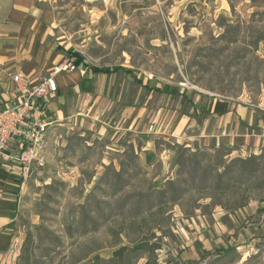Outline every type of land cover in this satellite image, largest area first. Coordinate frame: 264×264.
Instances as JSON below:
<instances>
[{"label": "rangeland", "instance_id": "374dc122", "mask_svg": "<svg viewBox=\"0 0 264 264\" xmlns=\"http://www.w3.org/2000/svg\"><path fill=\"white\" fill-rule=\"evenodd\" d=\"M36 5L50 13L57 52L73 50L92 68L133 69L162 93L106 78L94 109L108 122L67 123L52 137L47 166L26 180L14 264H263L264 237L251 243L248 233L264 222V147L233 153L202 138L214 118L185 92L264 110V0ZM181 116L193 127L183 122L173 134ZM237 234L256 255L239 259Z\"/></svg>", "mask_w": 264, "mask_h": 264}, {"label": "crops", "instance_id": "0c3cea01", "mask_svg": "<svg viewBox=\"0 0 264 264\" xmlns=\"http://www.w3.org/2000/svg\"><path fill=\"white\" fill-rule=\"evenodd\" d=\"M43 1L46 0H0V110L17 101L12 75H20L27 78L31 84H35L40 78L48 76L54 65L68 59L75 60V57H69L67 52L70 50L64 51L59 48L64 52L63 55L50 45L53 29L50 13L43 12L36 5L37 2ZM75 67L72 72L55 76L56 93L42 106L43 119L50 124L46 131L45 153L48 152L52 137L65 130L67 123L82 124L89 119L90 128H93L97 127V123L105 125L108 122L103 118L104 112L98 113V110L94 109L101 103L99 94L101 90L96 87L103 86L102 80L124 75L126 80H133L150 94L162 93L159 88L142 83L133 69L121 65L92 68L83 58ZM115 67L119 70L109 74L94 71L99 68ZM95 84L96 86H93ZM90 94L97 96L91 107L88 104ZM185 96L192 105L198 107L199 112L209 115L208 118H214L215 126L209 128L213 134L208 133L206 126L204 130L202 129V138H211L218 144L228 142L232 145L233 153L249 152L257 155L259 148L264 147V110L261 108L256 109L236 101L214 98L204 92H185ZM179 118L172 129L173 134L179 132L183 122L184 126L193 127L192 119L186 116ZM140 146L139 143L137 151L138 148L141 151L150 149L149 143L146 147ZM47 158L46 156V166ZM12 165L13 163L9 161L0 164V264H14L17 259L18 248L22 242L18 214L24 194L30 186V180L22 182ZM260 229L257 235L253 232L248 233L251 243H256L264 237V222ZM233 242L239 259L256 255L252 245L243 248L244 241H241L239 234L233 238ZM217 243L224 251L227 250V245H230V242H223L219 238ZM204 249L208 250L210 246H205ZM260 253L264 264V247Z\"/></svg>", "mask_w": 264, "mask_h": 264}, {"label": "built area", "instance_id": "2783aa9c", "mask_svg": "<svg viewBox=\"0 0 264 264\" xmlns=\"http://www.w3.org/2000/svg\"><path fill=\"white\" fill-rule=\"evenodd\" d=\"M76 69L68 59L53 66L48 76L31 84L27 78L14 74L16 102L0 110V164L13 163L12 167L24 182L46 166V131L50 125L42 106L56 93L55 76Z\"/></svg>", "mask_w": 264, "mask_h": 264}, {"label": "trees", "instance_id": "16d2710c", "mask_svg": "<svg viewBox=\"0 0 264 264\" xmlns=\"http://www.w3.org/2000/svg\"><path fill=\"white\" fill-rule=\"evenodd\" d=\"M69 57H75V60L73 61L74 65H78L79 63L82 62L83 58L76 52L70 50L67 52ZM119 70L118 67H115V68H112V69H109V68H99V69H96L94 70L95 72H98V73H113L115 71ZM264 211V210H262ZM142 246H136V247H131L130 248V251H135V250H139ZM126 248H120V250L114 252V254L116 255H119L122 251H124Z\"/></svg>", "mask_w": 264, "mask_h": 264}]
</instances>
